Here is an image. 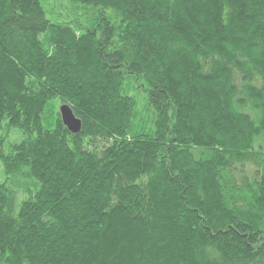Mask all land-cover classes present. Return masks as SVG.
<instances>
[{
    "label": "trees",
    "instance_id": "16d2710c",
    "mask_svg": "<svg viewBox=\"0 0 264 264\" xmlns=\"http://www.w3.org/2000/svg\"><path fill=\"white\" fill-rule=\"evenodd\" d=\"M48 1L0 0V264H264V0Z\"/></svg>",
    "mask_w": 264,
    "mask_h": 264
},
{
    "label": "rangeland",
    "instance_id": "374dc122",
    "mask_svg": "<svg viewBox=\"0 0 264 264\" xmlns=\"http://www.w3.org/2000/svg\"><path fill=\"white\" fill-rule=\"evenodd\" d=\"M62 0H49L45 5V10L47 13V17L50 20L58 21V22H71L74 19L77 18L76 15L70 13L66 7H64V4L61 3ZM83 18L82 16H80ZM80 22H83L82 19L79 20ZM59 110V107H58ZM9 141H12V137L10 136ZM264 146V143H263ZM1 176V171H0Z\"/></svg>",
    "mask_w": 264,
    "mask_h": 264
},
{
    "label": "water",
    "instance_id": "95a60500",
    "mask_svg": "<svg viewBox=\"0 0 264 264\" xmlns=\"http://www.w3.org/2000/svg\"><path fill=\"white\" fill-rule=\"evenodd\" d=\"M59 114L63 126L72 134H77L81 130V122L75 118L72 111L67 106L59 109Z\"/></svg>",
    "mask_w": 264,
    "mask_h": 264
}]
</instances>
